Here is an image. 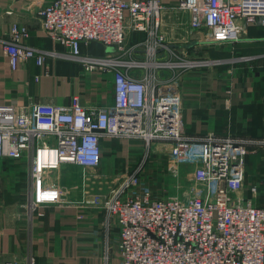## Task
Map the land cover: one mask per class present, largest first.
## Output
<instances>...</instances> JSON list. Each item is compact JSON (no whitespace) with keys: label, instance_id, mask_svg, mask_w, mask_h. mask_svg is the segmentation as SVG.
Segmentation results:
<instances>
[{"label":"built area","instance_id":"2783aa9c","mask_svg":"<svg viewBox=\"0 0 264 264\" xmlns=\"http://www.w3.org/2000/svg\"><path fill=\"white\" fill-rule=\"evenodd\" d=\"M177 9L189 15L197 48L232 45L250 27H264V0H180ZM165 11L161 0H50L42 6L44 34L68 49L86 72L111 73L115 101L88 109L76 95L68 104L0 105V160L28 165L26 208L33 219L43 215V207L61 203L52 175L63 166L97 170L104 141L140 140L143 161L127 167L108 196L99 192L85 202L105 212V228L119 229L121 264H264V206L241 196L247 158L264 150V139L186 134L179 87L185 73L206 62L167 46L161 33ZM132 33L146 39L130 44ZM29 35L26 25L14 23L4 41L13 71L27 61L46 62L48 52L24 43ZM92 43L114 52L84 56L82 46ZM163 52L168 58H160ZM162 71L169 76L161 77ZM154 151L171 163L192 166L188 198L130 194ZM95 184L92 177L83 179V188ZM109 258L108 249L105 264Z\"/></svg>","mask_w":264,"mask_h":264},{"label":"crops","instance_id":"0c3cea01","mask_svg":"<svg viewBox=\"0 0 264 264\" xmlns=\"http://www.w3.org/2000/svg\"><path fill=\"white\" fill-rule=\"evenodd\" d=\"M48 1L0 0V105L68 104L73 96L79 95L88 109L112 106L115 101L113 75L103 71L86 72L80 62L69 56L68 49L42 31L38 12ZM179 1L161 0L166 9L161 33L169 48L187 51L195 45L189 28L190 17L177 9ZM14 23L28 27L30 35L24 42L26 45L49 53L42 66L31 60L20 64L16 71L11 69L4 41L9 39ZM145 39V34L132 33L129 43ZM96 46L104 47L100 43L83 45L82 54L100 57L103 53L94 52ZM224 46L218 50L215 60L198 59L206 62L201 68L212 66V69L192 70L182 78L179 88L184 98L186 134L192 138L214 134L262 140L264 27H250L242 41ZM160 58L166 59L168 54L163 52ZM212 61H215L213 65ZM135 73L143 75V72ZM121 142V154L128 157L132 143ZM107 143L115 145L114 140ZM23 164L0 160V264H105L108 249L109 264H121L119 229L105 228V212L85 203L99 192L108 196L109 188H61L64 182L72 180L71 165L63 166L52 175L53 185L62 194L61 203L43 207L42 216L36 214L30 219L26 208L27 183L22 184L17 169ZM144 179L142 176L131 195L145 192L154 195V188Z\"/></svg>","mask_w":264,"mask_h":264},{"label":"rangeland","instance_id":"374dc122","mask_svg":"<svg viewBox=\"0 0 264 264\" xmlns=\"http://www.w3.org/2000/svg\"><path fill=\"white\" fill-rule=\"evenodd\" d=\"M220 48L221 47H192L188 49L186 53L188 57L192 59L210 58L215 60L214 58L217 57V52ZM94 52L109 54L114 52V48H105L100 46V48L97 47ZM103 54L99 55L100 57L98 58H104L105 56L103 57ZM201 69L209 70L212 69V66L198 68L194 71ZM121 141L122 140L117 139L114 140L115 145L113 146H110V144L105 142L103 145V162L97 170L84 171L80 167L73 165L69 166V172L72 180L70 182H64L61 188H83V179L86 176L92 177L93 181L96 179V184L93 185L94 188L119 187L121 177L124 175L125 169L129 166L131 167V165H135L137 167V165L143 161V153L145 151L143 142L140 140L138 141L137 139H131L129 140L132 143L131 152L128 157H125L121 154ZM146 164V169L143 174V176H145L144 180L150 184L149 186L151 188H154L155 197L180 199L188 198V191L191 186V174L193 170L191 165H178L171 163L165 154L158 153L157 151L150 154ZM27 166L28 165L24 163L17 168L20 174L19 177L21 181L23 180L22 184L24 185L27 183L28 179ZM262 178H264V150H260L258 153L252 154L248 159L245 188L241 194L244 200H252L256 205H264V183L262 184ZM101 181L103 183H101ZM0 184L2 183L0 182ZM254 190H256V194H254Z\"/></svg>","mask_w":264,"mask_h":264},{"label":"trees","instance_id":"16d2710c","mask_svg":"<svg viewBox=\"0 0 264 264\" xmlns=\"http://www.w3.org/2000/svg\"><path fill=\"white\" fill-rule=\"evenodd\" d=\"M161 77H167V76H169V72H167V71H162V72H160V74H159ZM105 142H107V141H104L103 142V145L105 144ZM251 156V155H250ZM249 156V157H250ZM249 157L247 158V167H248V159H249ZM142 159V158H141ZM131 167H132V169H134L136 166L134 165V166H132L131 165ZM246 176H247V170H246ZM263 179V178H262ZM257 206H264V205H257Z\"/></svg>","mask_w":264,"mask_h":264},{"label":"water","instance_id":"95a60500","mask_svg":"<svg viewBox=\"0 0 264 264\" xmlns=\"http://www.w3.org/2000/svg\"><path fill=\"white\" fill-rule=\"evenodd\" d=\"M9 263H10V262H9ZM9 263H8V264H9Z\"/></svg>","mask_w":264,"mask_h":264}]
</instances>
